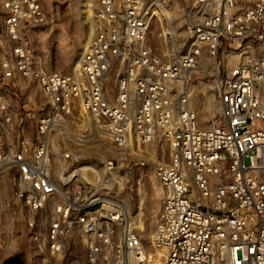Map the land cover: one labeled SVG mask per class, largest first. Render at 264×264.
Instances as JSON below:
<instances>
[{"label": "built area", "instance_id": "obj_1", "mask_svg": "<svg viewBox=\"0 0 264 264\" xmlns=\"http://www.w3.org/2000/svg\"><path fill=\"white\" fill-rule=\"evenodd\" d=\"M87 6L79 68L63 72L37 60L28 38L47 21L42 1L3 3L0 248L22 225L32 235L47 212L46 264H58L77 231L87 264H264V0ZM157 19L162 51L150 40ZM200 74L216 77L203 87L216 101L208 126L197 107ZM23 78L45 98L33 131L15 101ZM92 130L118 150L133 139L168 146L169 158L153 166L163 201L151 249L111 197L118 159L89 166L92 180L77 166Z\"/></svg>", "mask_w": 264, "mask_h": 264}, {"label": "rangeland", "instance_id": "obj_2", "mask_svg": "<svg viewBox=\"0 0 264 264\" xmlns=\"http://www.w3.org/2000/svg\"><path fill=\"white\" fill-rule=\"evenodd\" d=\"M0 0V30L4 28L5 10ZM47 14V21L43 24L29 27L28 38L37 60H40L49 69L63 72H72L77 66L85 40L87 38V5L97 0H41ZM188 1H184V4ZM183 12H176L180 24ZM182 23V22H181ZM163 26L160 20L153 22L150 40L157 50L161 48V32ZM7 52L6 47H0V57ZM216 78V77H214ZM211 78L206 82L200 74L198 79L197 107L202 119V125L208 126L213 122L216 101L205 94L204 84L215 87L216 81ZM21 87L15 97L20 109L30 111L27 118V128L33 131L42 114L45 98L40 87L33 79L23 78ZM205 94V95H204ZM210 102V103H208ZM207 103V104H206ZM210 104V106H209ZM26 111L23 112L26 115ZM82 157L77 166L86 165L83 172H88V178L94 179L96 174H90L89 166L98 171L106 159L116 157L118 164L113 172L111 197L123 207L127 219L142 237L145 245L151 249V240L156 228V214L163 201V190L156 178L153 166L160 158H169L167 145L161 142L156 144H140L132 140L129 148L118 150L108 139L101 138L96 132L87 138V143L81 148ZM145 162V164H142ZM36 227L32 235L25 225L15 232L8 244L0 248V264H46L48 257L44 252V237L48 227L47 212H40L35 217ZM43 247V250H42ZM87 239L81 232H75L70 237L66 255L58 260V264H87Z\"/></svg>", "mask_w": 264, "mask_h": 264}, {"label": "bare ground", "instance_id": "obj_3", "mask_svg": "<svg viewBox=\"0 0 264 264\" xmlns=\"http://www.w3.org/2000/svg\"><path fill=\"white\" fill-rule=\"evenodd\" d=\"M80 59V58H79ZM80 61V60H79ZM78 68H79V62H78V64H77V66H74V68H73V70L75 71V70H78ZM208 103H210V102H208ZM207 104V103H206ZM209 106H210V104H209ZM131 145V144H130ZM82 170H84V169H82ZM119 203V202H118ZM121 205V204H120ZM122 207V206H121ZM123 208V207H122Z\"/></svg>", "mask_w": 264, "mask_h": 264}]
</instances>
